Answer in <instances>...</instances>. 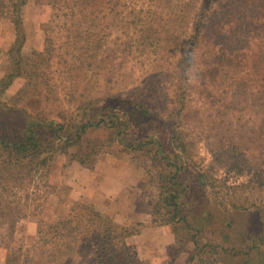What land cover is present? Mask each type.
Here are the masks:
<instances>
[{"label": "rangeland", "instance_id": "374dc122", "mask_svg": "<svg viewBox=\"0 0 264 264\" xmlns=\"http://www.w3.org/2000/svg\"><path fill=\"white\" fill-rule=\"evenodd\" d=\"M148 6L149 3L142 0H121L110 4L104 2L103 5L97 1L79 7L82 9V17L78 18L81 15L78 13L80 9L66 8L63 4L43 6L35 0H28L23 6L22 22L26 40L22 54L29 56L33 52L48 50L55 56L48 80L64 99L59 101L68 111V117L76 121L87 118V102L93 97H102L106 89L108 95L119 98L138 92L139 99L152 107L154 115L144 118L137 125L126 127L124 132L118 126L90 127L75 145L87 165L58 151L47 176L44 177L40 171L21 184L22 188L12 189L10 196L24 200V196L28 195L30 204L23 211L26 215L16 223L13 242L20 246L21 252L30 249L41 222L54 210L72 201L89 205L117 224L136 229L137 233L127 238V245L137 263L264 264V137L256 138L246 127L236 128L235 121L232 125L228 124L233 118L226 117L228 123L222 133L224 137L221 143H225L222 150L219 149V142L216 143L220 132H212V147L205 140L196 147L198 168L195 169V164H190L180 155L172 145L171 127L166 116L175 99V92L179 90L177 81L186 80L185 75H177L178 70L175 68L180 45L170 49L157 48V39L148 38L145 47H132V51L125 53L122 59H119L118 53L111 52L114 67L110 82L106 85L102 77L104 49L122 46L127 36L132 35L134 16L139 13L143 15ZM171 10L174 12L170 4L166 16L168 12L172 13ZM71 14H75L77 19L71 21ZM14 38L12 23L3 19L0 22V79L7 73L8 58L5 52ZM157 58L161 59L160 64L151 66L150 62ZM72 63L82 64L79 75L82 83L77 85L78 94L83 92L87 107L83 113L75 111L74 103L68 101L71 99L68 92L72 86L68 69ZM23 81L21 78L16 80L2 98L8 101ZM180 93L182 95V91ZM190 94L188 101L195 108V91L191 90ZM13 116L0 115V118L9 124L16 121ZM17 121L24 123L25 119L19 115ZM250 121L253 118L244 116L238 124H247L248 128ZM137 139H145L150 143L143 151L137 152L134 150L139 145ZM229 142L235 145L227 147ZM214 147L218 149L212 152L211 148ZM155 150H159L165 161L161 166L151 167L149 170L152 172L149 174L147 167L144 168L138 158L144 154L142 157L149 160ZM170 172L173 177L165 185H172L180 193L177 200L180 214L189 218L191 231L188 232L194 235L196 244L195 240L193 242L190 239L177 243L172 224L151 223L152 205L158 198V188L150 183L149 176L159 173L168 176ZM203 172L217 178L214 190L220 194L218 199L210 187L206 184L200 186L197 182V176ZM240 183L244 186L237 189V192L249 202L255 201L258 207L242 211L222 210L217 202H229L234 197L232 187ZM2 194L0 204L4 202L5 195L7 200H11L9 192L4 190ZM38 204L41 205L38 207ZM3 211L6 214L1 220L9 218L10 211ZM11 213L16 214L13 211ZM182 225L177 223L179 232L183 231ZM5 228V223L0 224L1 231L5 232ZM5 257V250L0 247V264H6ZM48 263L59 264L56 261ZM91 263L89 257L82 258L74 254L61 260V264Z\"/></svg>", "mask_w": 264, "mask_h": 264}, {"label": "trees", "instance_id": "16d2710c", "mask_svg": "<svg viewBox=\"0 0 264 264\" xmlns=\"http://www.w3.org/2000/svg\"><path fill=\"white\" fill-rule=\"evenodd\" d=\"M27 1L0 0V22L8 19L15 35L5 52L8 70L0 79V115L14 114L16 119L8 124L0 118V197H3L4 190L10 196L12 189L22 188L21 184L40 171L44 177L47 176L58 151L87 165L75 145L90 127L118 126L124 132L126 127L137 125L144 118L154 115L152 107L139 99L138 92L119 98L108 95L106 89L102 97H89L87 118L76 121L68 117V111L60 102L64 99L48 80L55 56L48 50L33 52L29 56L22 54L26 40L22 8ZM97 1L103 5L104 2L110 4L121 0H35L43 6L63 4L70 9H80ZM142 1L149 6L143 15L134 16L133 36L128 35L122 46L106 47L103 51L101 66L106 85L114 67L111 52L118 53L117 56L122 59L125 53L132 51V47H145L148 38L157 39V48L170 49L180 45L175 68L177 75H185L186 80L177 81L179 90L175 92V99L166 115L171 127L172 145L180 155L190 164H195V169L198 168L196 147L204 140L211 146L212 132H220L216 143L219 142V149L222 150L225 147V143H221L222 133L228 123L226 117L233 118L228 124L232 125L235 121L236 128L246 127L256 138L264 137V0ZM170 4L174 12L171 10L172 13L168 12L166 16ZM78 13L81 15L77 18L82 17V9ZM77 18L75 14L69 17L71 21ZM46 39L48 42L49 38ZM160 62L161 59L157 58L150 65L157 66ZM81 68L82 64L72 63L68 69L72 85L68 101L74 103L75 111L83 113L87 107L83 92L78 94L77 85L82 83L79 78ZM20 78L24 80L22 86L8 101L4 100L2 96L7 88ZM191 90L195 91V108L188 101ZM238 112L242 113L237 115ZM19 115L24 117V123L17 121ZM244 116L253 118L248 128L247 124H238ZM136 141L139 145L134 150L137 152L143 151L150 143L145 139ZM230 145L235 144L229 142L227 147ZM215 147L211 148L212 152L218 149ZM143 155H139L138 160L144 168L147 167L149 174L151 167L161 166L165 161L159 150H155L149 160ZM219 164L224 166L221 162ZM172 174L149 176L150 183L158 188V198L152 205L151 223L172 224L177 243L190 239L196 244L194 235L188 232L191 231L189 218L180 214L177 202L180 193L172 185H165L172 179ZM215 181L217 178L204 172L197 176L199 185L206 184L218 199L220 194L214 190L217 187ZM243 186L240 183L232 187L234 197L229 202L218 200L222 210L242 211L258 207L255 201L249 202L237 192ZM4 197V202L0 204V224L5 223L7 229L5 232L0 229V247L5 250L6 264H49L51 261L61 264V260L70 254L89 257L91 264H143L134 262L127 245V238L136 234V229L117 224L89 205L72 201L67 202L65 207L57 208L42 221L31 248L21 252L13 237L17 221L26 215L23 211L30 206L28 195L24 196V200L13 196L7 200V196ZM6 209L10 211L9 218L1 220ZM262 211L264 213V207ZM177 223L183 224L182 232L176 228Z\"/></svg>", "mask_w": 264, "mask_h": 264}, {"label": "crops", "instance_id": "0c3cea01", "mask_svg": "<svg viewBox=\"0 0 264 264\" xmlns=\"http://www.w3.org/2000/svg\"><path fill=\"white\" fill-rule=\"evenodd\" d=\"M117 193V192H116ZM170 242H172V236L169 237Z\"/></svg>", "mask_w": 264, "mask_h": 264}]
</instances>
